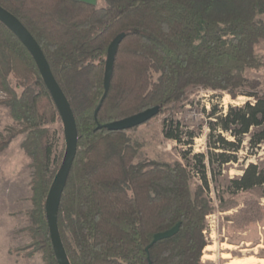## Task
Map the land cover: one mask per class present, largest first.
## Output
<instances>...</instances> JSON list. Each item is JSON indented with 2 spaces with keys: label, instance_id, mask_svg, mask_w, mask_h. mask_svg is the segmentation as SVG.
I'll return each mask as SVG.
<instances>
[{
  "label": "trees",
  "instance_id": "obj_1",
  "mask_svg": "<svg viewBox=\"0 0 264 264\" xmlns=\"http://www.w3.org/2000/svg\"><path fill=\"white\" fill-rule=\"evenodd\" d=\"M40 45L77 128V149L62 192L57 225L70 264H201L207 245L206 158L218 166L237 161L246 142L256 156L264 143V91L245 76L264 65L254 54L264 37V0H0ZM124 32L103 92L107 47ZM156 74V77L154 75ZM39 86L31 90L28 82ZM225 91L240 104L208 111V151L193 164L203 180L192 192L190 172L180 161L136 159L125 130L98 125L159 105L174 108L189 86ZM20 88L18 92L17 89ZM0 104L22 125L21 146L33 168L32 239L19 249L40 251L45 264L53 252L45 200L58 170L42 127L38 100L49 92L21 40L0 21ZM50 96V95H49ZM250 98V99H249ZM56 108V107H55ZM57 110V109H56ZM130 129V128H129ZM163 134L182 144L178 121H163ZM15 134L0 138V150ZM230 136L231 138H227ZM187 152H183L185 157ZM232 192L264 185V159L257 157L230 178ZM179 222L178 231L146 246L153 234Z\"/></svg>",
  "mask_w": 264,
  "mask_h": 264
},
{
  "label": "rangeland",
  "instance_id": "obj_2",
  "mask_svg": "<svg viewBox=\"0 0 264 264\" xmlns=\"http://www.w3.org/2000/svg\"><path fill=\"white\" fill-rule=\"evenodd\" d=\"M94 2L104 4V0ZM256 18L264 21V14ZM254 54L264 63V37L255 42ZM244 74L257 80L264 91V65L246 67ZM28 87L34 91L39 90V86L32 80L28 82ZM3 96L0 90V97ZM246 99L244 95L232 99L225 91L199 85L189 86L185 98L176 107L154 115L146 122L125 130V133L136 148V159L183 163L190 172V188L193 192L203 182L201 174L192 165L198 163L199 157H194L195 154L206 155L208 151V121L213 120L208 117V111L215 107L224 112L228 104H240ZM38 111L42 116L41 126L48 130L50 136L52 167L57 168L63 159L65 134L49 95L39 98ZM169 115L178 121L182 140L189 139V134H192L190 144H182L164 136L163 121L169 119ZM20 128L22 125L13 120L8 108L0 104V138L15 134L0 150V264H45L40 251L26 254L25 249H19L32 239L27 227L31 223L28 211L32 207L33 172L31 157L21 146L25 133L16 132ZM243 144L236 154L237 161L218 166L217 156H213L212 162L206 158L202 160L207 181L205 195L211 204L204 232L207 245L212 248L203 249L201 264H227L231 259L243 260L250 256L264 258V185L232 192L230 183V178L240 175L246 163L256 161L257 157L264 159V143L257 150L256 156L249 155L251 149L246 142ZM183 152H187L185 157ZM226 243L232 246L226 248ZM225 252L230 257H223Z\"/></svg>",
  "mask_w": 264,
  "mask_h": 264
},
{
  "label": "water",
  "instance_id": "obj_3",
  "mask_svg": "<svg viewBox=\"0 0 264 264\" xmlns=\"http://www.w3.org/2000/svg\"><path fill=\"white\" fill-rule=\"evenodd\" d=\"M0 21L5 24L27 47L28 51L33 56L43 82L49 92V95L57 109L60 120L63 125L65 134V149L63 154V159L60 166L55 174V177L50 185L48 194L45 200V216L47 219L49 236L53 248V252L58 264H70L68 257L65 253L59 230L57 225V215L59 204L62 196L63 189L66 184L67 176L70 171L73 159L75 157L77 149V128L75 120L71 111L69 110L64 94L59 87L55 77L52 74L49 63L36 39L28 31V29L23 25V23L11 12L0 5ZM124 32L117 33L113 39L110 41L107 47V54L104 65L103 73V95L96 106L94 113L96 114L103 98L105 97L110 79L112 76L113 65L115 54L118 45L122 38L124 37ZM159 105H153L137 111L133 114L127 115L125 117L115 119L104 124H100L97 128L105 127L109 130H125L135 127L141 123L146 122L151 117L159 113ZM179 222L175 223L172 227L158 231L153 234L152 240L146 249L162 238L170 237L178 231ZM147 264H151L149 260Z\"/></svg>",
  "mask_w": 264,
  "mask_h": 264
},
{
  "label": "bare ground",
  "instance_id": "obj_4",
  "mask_svg": "<svg viewBox=\"0 0 264 264\" xmlns=\"http://www.w3.org/2000/svg\"><path fill=\"white\" fill-rule=\"evenodd\" d=\"M231 246H232L231 244H227V243L224 245V247H226V248H230ZM210 248H212V247H210V245H206L204 249L208 250ZM222 256L225 258H228V257H230V254L228 252H225L222 254ZM227 264H264V258L250 256V257L243 259V260L231 259Z\"/></svg>",
  "mask_w": 264,
  "mask_h": 264
},
{
  "label": "crops",
  "instance_id": "obj_5",
  "mask_svg": "<svg viewBox=\"0 0 264 264\" xmlns=\"http://www.w3.org/2000/svg\"><path fill=\"white\" fill-rule=\"evenodd\" d=\"M88 1V0H87ZM90 2H94L95 0H89ZM95 3V2H94Z\"/></svg>",
  "mask_w": 264,
  "mask_h": 264
}]
</instances>
